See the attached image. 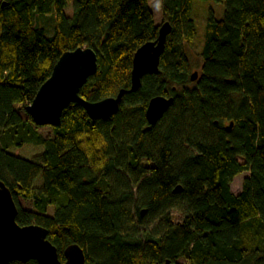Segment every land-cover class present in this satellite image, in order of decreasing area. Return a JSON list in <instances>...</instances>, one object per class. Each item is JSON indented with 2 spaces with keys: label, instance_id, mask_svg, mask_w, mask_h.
Listing matches in <instances>:
<instances>
[{
  "label": "trees",
  "instance_id": "1",
  "mask_svg": "<svg viewBox=\"0 0 264 264\" xmlns=\"http://www.w3.org/2000/svg\"><path fill=\"white\" fill-rule=\"evenodd\" d=\"M69 1L0 0V180L35 209L17 202L18 224L47 229L62 264L71 244L87 264H264V0H214L223 17L210 12L202 31L193 3L209 0H159L172 31L158 74L136 92L135 52L159 34L148 0H73L68 16ZM49 14L52 36L35 25ZM80 47L98 62L80 96L98 102L124 89L120 110L93 121L71 104L45 137L26 107L62 54ZM156 96L174 101L150 126ZM135 186L147 200L137 222Z\"/></svg>",
  "mask_w": 264,
  "mask_h": 264
},
{
  "label": "water",
  "instance_id": "2",
  "mask_svg": "<svg viewBox=\"0 0 264 264\" xmlns=\"http://www.w3.org/2000/svg\"><path fill=\"white\" fill-rule=\"evenodd\" d=\"M172 31L170 22L159 26L158 38L142 45L133 58L131 91L136 92L141 81L148 74H158L161 56L166 47L168 35ZM98 72L97 54L90 47H80L62 54L55 64L51 76L41 85L34 100L26 107V113L38 127H57L60 125L64 110L71 104L80 105L93 121L108 120L118 114L126 90L117 96L98 102H88L80 96L81 88L87 80ZM198 72L191 74L195 82ZM173 97L156 96L147 106L145 117L154 126L169 110ZM231 123L227 131L232 130ZM178 185L174 193H181ZM142 215L145 211L141 212ZM18 205L10 189L0 180V264L12 262L38 264H62L56 246L49 240L47 229L36 224L21 226L16 218ZM64 264H87L84 250L78 244L69 245L64 253ZM163 264H178L166 260Z\"/></svg>",
  "mask_w": 264,
  "mask_h": 264
},
{
  "label": "rangeland",
  "instance_id": "3",
  "mask_svg": "<svg viewBox=\"0 0 264 264\" xmlns=\"http://www.w3.org/2000/svg\"><path fill=\"white\" fill-rule=\"evenodd\" d=\"M148 5L151 11L154 14L155 22L158 26H160L163 23V14L161 11V7L159 4V0H148ZM210 12H213L215 17L217 19H221L223 17L224 12V5L221 3H216L214 0L209 1H194L193 3V10H192V17L196 21L197 25L199 26L200 30L202 31L206 21L207 17ZM73 13V0H70L68 2V7L66 9V14L68 16H71ZM35 25L38 27H42L45 29L47 36H52L54 34V15L49 14L45 16L36 15L35 16ZM200 49H188V56L191 60V66H192V72L199 71L200 67V60L197 55V52ZM228 122H226L227 124ZM40 132L45 136H51L52 135V127L45 126L40 127ZM249 176L248 173H243L239 176H237L233 183L231 184V192L234 194H238L242 190V185L244 180ZM134 200H135V207H134V218L137 222V209H140L142 204L147 202L146 197L143 196L139 190L138 187H134ZM17 202L19 203V206L23 210L27 211H35L33 206L32 200H26L21 197H18ZM49 214H53V208H49ZM176 218L180 217L178 214L175 215ZM146 223L149 227H144L146 229L152 230L154 227L157 226V222H151L150 218H147ZM142 229L141 227H139ZM180 264H184L183 262H179Z\"/></svg>",
  "mask_w": 264,
  "mask_h": 264
}]
</instances>
